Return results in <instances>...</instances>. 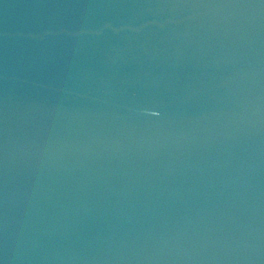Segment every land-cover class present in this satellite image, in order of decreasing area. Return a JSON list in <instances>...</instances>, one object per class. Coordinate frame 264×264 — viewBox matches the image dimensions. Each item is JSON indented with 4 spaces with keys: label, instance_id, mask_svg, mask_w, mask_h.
Here are the masks:
<instances>
[{
    "label": "water",
    "instance_id": "water-1",
    "mask_svg": "<svg viewBox=\"0 0 264 264\" xmlns=\"http://www.w3.org/2000/svg\"><path fill=\"white\" fill-rule=\"evenodd\" d=\"M0 264H264V0H0Z\"/></svg>",
    "mask_w": 264,
    "mask_h": 264
}]
</instances>
